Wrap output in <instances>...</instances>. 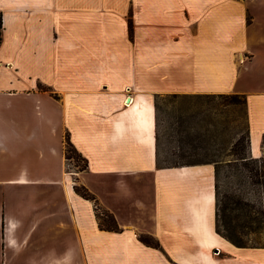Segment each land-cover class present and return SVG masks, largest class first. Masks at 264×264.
<instances>
[{
	"label": "crops",
	"instance_id": "obj_1",
	"mask_svg": "<svg viewBox=\"0 0 264 264\" xmlns=\"http://www.w3.org/2000/svg\"><path fill=\"white\" fill-rule=\"evenodd\" d=\"M0 13V264H103L88 246L113 237L130 264H264V246L215 231L212 164L158 167L155 107L244 94L264 156V0H0ZM66 133L88 163L74 174ZM73 175L122 231L100 229Z\"/></svg>",
	"mask_w": 264,
	"mask_h": 264
},
{
	"label": "trees",
	"instance_id": "obj_2",
	"mask_svg": "<svg viewBox=\"0 0 264 264\" xmlns=\"http://www.w3.org/2000/svg\"><path fill=\"white\" fill-rule=\"evenodd\" d=\"M2 17L0 13V25ZM129 31H132V22L129 19ZM190 95L185 94H166L161 96L174 101L182 99ZM194 98H207L213 102L214 99H222L225 107H231L232 115L226 117L224 120L209 121V125L203 130H198L195 135L190 134V129L182 127L178 121H174L169 126L168 140L170 143L169 151L174 157L161 159V145L162 132L158 116V99L156 98L155 107L157 113V165L158 167H179L185 165L196 164H213L214 167V190H215V231L238 247H263L264 246V210L257 206L254 200L245 197L242 193L222 192V184L220 182V174L222 167L230 166L231 163L242 165L246 167L251 174L256 176V182L264 186V165L263 167L255 165L258 162H264V156L253 157L249 148V123L247 119L246 96L241 93H219V94H205L193 95ZM246 118V133L243 131V119ZM225 123V124H224ZM234 123L230 130V124ZM225 130L233 131L232 140L229 142V147L223 151L226 158L219 159L217 154L222 151L215 148L219 142V135H222ZM205 136L209 139L208 145L205 144ZM64 153L67 163L74 159L77 161L76 165L83 170L87 167V159L81 155L69 139L68 133L65 134ZM176 142V144H175ZM201 152L209 158H192V156H199ZM82 161V164L79 162ZM254 162V163H253ZM252 163V164H251ZM80 164V165H79ZM74 190L77 194L85 199L92 201L94 212L100 229L119 232L122 228L119 226L117 219L113 212L107 209L99 201L97 196L90 191L84 184L78 182V178L74 176ZM138 239L154 248L162 249L161 243L153 235L148 233H138Z\"/></svg>",
	"mask_w": 264,
	"mask_h": 264
},
{
	"label": "rangeland",
	"instance_id": "obj_3",
	"mask_svg": "<svg viewBox=\"0 0 264 264\" xmlns=\"http://www.w3.org/2000/svg\"><path fill=\"white\" fill-rule=\"evenodd\" d=\"M131 14V13H130ZM91 21L90 18L88 19ZM132 21V19H131ZM92 22V21H91ZM92 25H96L94 22ZM158 116L160 121V127L162 132V145H161V159H166L168 157L172 158L174 155L169 151V146L171 142L168 140V132L170 131L169 126L174 123V121H178L182 127L186 129H190V134L195 135V133L204 129L209 125L210 119L213 121H219V119H225L232 115L231 107L224 106L221 104L222 99H214L213 102L209 101L207 98H194L193 96H187L182 99H177L174 101H169L167 98H159L158 100ZM226 122V120H224ZM225 124V123H224ZM235 126L234 123L230 124L231 128ZM243 131L246 133V118L243 119ZM224 132L222 135H219L220 138L218 140V144L215 145V148H219L222 153L217 154L219 159H224L226 156L223 151L229 147V142L232 140L233 131ZM205 144L208 145L209 139L205 136ZM176 144V142H175ZM209 158L210 155H206L205 152H201L199 156H192V158ZM77 161L74 159L70 160L67 164L68 171L73 174L76 170L79 169V166L76 165ZM82 164V161L79 162ZM254 163V162H253ZM79 164V165H80ZM252 164V163H251ZM213 165V164H212ZM263 167L264 162H258L255 164ZM74 176V175H73ZM220 182L222 184V192H240L245 197L254 200L257 203V206L264 210V186L261 183L256 182V176L251 174L246 167L242 165L231 163L230 166H223L220 174ZM215 183V176H214ZM118 222V221H117ZM119 224V223H118ZM120 226V225H119ZM123 230V227L120 226ZM215 228V227H214ZM141 233V232H139ZM143 233V232H142ZM264 237V235L262 236ZM111 238L98 241L95 243H90L89 253L91 256H101L103 260V264H130L128 258L121 253L120 251L124 250V247H127L126 241L117 242L119 245L118 252L119 253H111L110 250L106 249V244L115 245L116 242L110 241ZM68 245L67 240L64 242H60L59 246L61 249L65 248ZM103 251V253H102ZM89 260L92 264L96 262V259H92L89 257Z\"/></svg>",
	"mask_w": 264,
	"mask_h": 264
},
{
	"label": "bare ground",
	"instance_id": "obj_4",
	"mask_svg": "<svg viewBox=\"0 0 264 264\" xmlns=\"http://www.w3.org/2000/svg\"><path fill=\"white\" fill-rule=\"evenodd\" d=\"M129 102H131V99L129 100ZM134 109L138 114H142L143 113V107L139 104H135L134 105Z\"/></svg>",
	"mask_w": 264,
	"mask_h": 264
},
{
	"label": "built area",
	"instance_id": "obj_5",
	"mask_svg": "<svg viewBox=\"0 0 264 264\" xmlns=\"http://www.w3.org/2000/svg\"><path fill=\"white\" fill-rule=\"evenodd\" d=\"M1 29H2V23L0 25V41H1Z\"/></svg>",
	"mask_w": 264,
	"mask_h": 264
},
{
	"label": "water",
	"instance_id": "obj_6",
	"mask_svg": "<svg viewBox=\"0 0 264 264\" xmlns=\"http://www.w3.org/2000/svg\"><path fill=\"white\" fill-rule=\"evenodd\" d=\"M218 251H219V250L216 248V249H215V252H218Z\"/></svg>",
	"mask_w": 264,
	"mask_h": 264
}]
</instances>
